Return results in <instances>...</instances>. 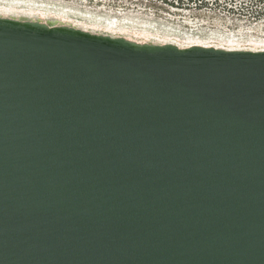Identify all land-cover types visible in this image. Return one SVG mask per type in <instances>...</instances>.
<instances>
[{
    "label": "water",
    "instance_id": "95a60500",
    "mask_svg": "<svg viewBox=\"0 0 264 264\" xmlns=\"http://www.w3.org/2000/svg\"><path fill=\"white\" fill-rule=\"evenodd\" d=\"M0 264H264V50L0 16Z\"/></svg>",
    "mask_w": 264,
    "mask_h": 264
},
{
    "label": "bare ground",
    "instance_id": "6f19581e",
    "mask_svg": "<svg viewBox=\"0 0 264 264\" xmlns=\"http://www.w3.org/2000/svg\"><path fill=\"white\" fill-rule=\"evenodd\" d=\"M108 3V0H0V16L28 17L46 23L51 21L55 24H66L90 32L122 36L140 43H172L180 47L201 45L224 49L264 50V33L255 34L249 31L244 34L215 32L187 35L185 33L186 36H181L179 33L173 32L172 28L170 29L167 25L158 24L157 16L154 17L134 8L116 9Z\"/></svg>",
    "mask_w": 264,
    "mask_h": 264
},
{
    "label": "rangeland",
    "instance_id": "374dc122",
    "mask_svg": "<svg viewBox=\"0 0 264 264\" xmlns=\"http://www.w3.org/2000/svg\"><path fill=\"white\" fill-rule=\"evenodd\" d=\"M108 1V4L116 9L134 8L138 11L142 10L143 13H149L154 17L157 16L158 24L167 25L170 29L172 28L173 32L179 33L181 36L215 32L224 34L228 32L244 34L248 33V31L255 34L264 33V0ZM215 27L216 29H214Z\"/></svg>",
    "mask_w": 264,
    "mask_h": 264
}]
</instances>
